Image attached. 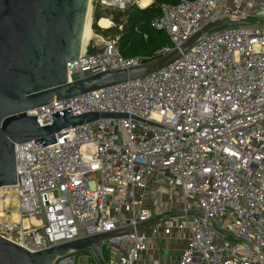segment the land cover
I'll return each instance as SVG.
<instances>
[{
    "label": "built area",
    "instance_id": "built-area-1",
    "mask_svg": "<svg viewBox=\"0 0 264 264\" xmlns=\"http://www.w3.org/2000/svg\"><path fill=\"white\" fill-rule=\"evenodd\" d=\"M160 1L91 0L92 16L96 8L125 13L156 5L151 27L169 40L156 59L208 25L264 22V0ZM118 42L88 45L67 64L69 82L146 62L124 58ZM68 108L73 117L127 118L64 129L46 147L15 145L17 185L10 189L21 221L1 225L2 237L36 253L128 229L103 243L104 260L139 264L147 245L138 227L157 218L146 203L161 179L173 211L158 217L163 233L186 239L177 264H264V26L212 30L156 73L26 115L45 127L53 123L51 114ZM85 255L86 264H99L90 252L55 264H83Z\"/></svg>",
    "mask_w": 264,
    "mask_h": 264
},
{
    "label": "water",
    "instance_id": "water-1",
    "mask_svg": "<svg viewBox=\"0 0 264 264\" xmlns=\"http://www.w3.org/2000/svg\"><path fill=\"white\" fill-rule=\"evenodd\" d=\"M89 5L90 0H0V189L17 185L15 145L34 142L39 148L46 147L57 143L56 135L64 129L96 120L127 118V115L99 113L73 117L68 108L51 114L53 123L41 127L37 117H28L26 112L156 73L177 61L212 30L264 26V22L211 24L166 56L130 69L69 82L67 64L82 53ZM153 223L151 220L140 225L138 230ZM126 232L129 230L98 234L36 253L0 235V264H55L58 259L89 252L99 264H106L103 243Z\"/></svg>",
    "mask_w": 264,
    "mask_h": 264
},
{
    "label": "trees",
    "instance_id": "trees-1",
    "mask_svg": "<svg viewBox=\"0 0 264 264\" xmlns=\"http://www.w3.org/2000/svg\"><path fill=\"white\" fill-rule=\"evenodd\" d=\"M181 0H161V3L176 5ZM159 14L158 7L141 10L132 8L123 13L120 11H102L96 8L93 14L92 29L95 34L104 38H119V49L126 59L141 57L146 62L155 60L156 52L169 45V40L164 32H159L151 27V22ZM111 19L113 27L102 29L98 27L101 19ZM147 35V39H145ZM93 48L89 47V52ZM103 258L106 253L103 251Z\"/></svg>",
    "mask_w": 264,
    "mask_h": 264
},
{
    "label": "crops",
    "instance_id": "crops-1",
    "mask_svg": "<svg viewBox=\"0 0 264 264\" xmlns=\"http://www.w3.org/2000/svg\"><path fill=\"white\" fill-rule=\"evenodd\" d=\"M152 200L147 201V205L157 215L154 223L142 229L146 236L147 249L142 253L139 264H177L178 259L185 246L186 239L178 232L166 236L162 230V221L158 217H169L173 215L172 207L165 201L166 188L164 180L157 179L152 185ZM153 229H159V233L154 235Z\"/></svg>",
    "mask_w": 264,
    "mask_h": 264
},
{
    "label": "rangeland",
    "instance_id": "rangeland-1",
    "mask_svg": "<svg viewBox=\"0 0 264 264\" xmlns=\"http://www.w3.org/2000/svg\"><path fill=\"white\" fill-rule=\"evenodd\" d=\"M91 19H92V17H91ZM108 20H110L112 23L110 25V27H113L112 20L110 18ZM92 24H93V21H91L92 34H91V39L88 42L89 45H94L95 43H101L102 39H106L103 36H99V35L94 33V31L92 29ZM98 27L101 28L99 23H98ZM77 78L82 79V77H80V76H78ZM0 197H2V199L4 201V204H2L0 206V232H2L3 229L1 227V225H3L5 222L13 224V223H18L21 220L17 214V202H16V199L14 198V193L11 190H0ZM89 256L90 255H85L84 257H82V263L83 264H86L85 259L89 258Z\"/></svg>",
    "mask_w": 264,
    "mask_h": 264
},
{
    "label": "bare ground",
    "instance_id": "bare-ground-1",
    "mask_svg": "<svg viewBox=\"0 0 264 264\" xmlns=\"http://www.w3.org/2000/svg\"><path fill=\"white\" fill-rule=\"evenodd\" d=\"M92 3L90 0V5H89V10H88V15H87V19H86V23H85V27H84V31H83V36H82V53L85 52L86 48L88 47V42L91 39V34H92V30H91V21H93V16H92ZM92 17V19H91ZM99 25L104 28V29H108L110 27V21L108 19H101L99 21ZM2 190V189H0ZM8 190H11L10 188ZM4 204V201L2 199V197H0V206ZM30 221H25L24 225L26 227L29 226Z\"/></svg>",
    "mask_w": 264,
    "mask_h": 264
}]
</instances>
